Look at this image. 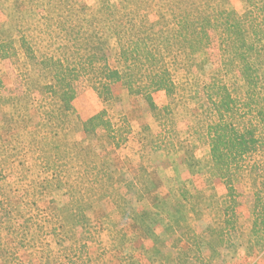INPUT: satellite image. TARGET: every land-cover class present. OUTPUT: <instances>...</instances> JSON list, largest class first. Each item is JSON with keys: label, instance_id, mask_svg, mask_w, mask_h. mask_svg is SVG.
Returning a JSON list of instances; mask_svg holds the SVG:
<instances>
[{"label": "trees", "instance_id": "16d2710c", "mask_svg": "<svg viewBox=\"0 0 264 264\" xmlns=\"http://www.w3.org/2000/svg\"><path fill=\"white\" fill-rule=\"evenodd\" d=\"M145 1L126 0L128 10L122 20L109 0H103L97 10L77 0L0 2L5 16L0 23L12 21L19 34L16 39L7 34L8 29L0 30V59L17 63L23 54L44 69L41 97L16 105L2 119L7 137L0 130V151L3 158L20 166L19 179L30 203H36V195L52 190H64L68 197L62 206H54L48 221L51 242L37 245L41 259L49 264L55 261L52 245L59 248L60 264H84L87 245L75 242L66 246L63 238L73 232L76 223L87 227L86 211L96 201L112 204L132 221L133 240L144 241L141 254L157 264L156 251L163 241L153 224L159 220L161 201L158 211L137 210L124 194V189L137 186L146 192L148 172L121 181L114 175L117 163L103 161L94 151L82 156V141L71 140L75 102L84 89L90 87L107 103L114 98L117 84L127 88L133 101L148 103L157 127L151 143L154 150L176 154L186 140L209 146L206 181L220 179L225 188L222 196L211 197L212 245L232 247L248 232L253 247L264 250V0H243V13L228 8L225 0H164L158 13L164 31L161 37ZM213 31L221 63L199 90L190 73ZM159 91L166 94L163 106L154 100ZM195 101H200L199 110L189 137L183 139L176 115ZM83 128L85 137L105 129L113 149L127 143L132 132L125 121L115 128L105 109L87 116ZM242 187L253 193L250 227L239 209ZM174 191L172 201H162L161 206L170 218L162 223L166 233L172 230V220L183 221L184 212L199 216L205 198L202 191L186 185ZM19 213L14 198L0 184V230L4 224L14 223ZM9 243L15 242L0 232L2 264H13L18 258ZM123 260L124 264H142L134 255Z\"/></svg>", "mask_w": 264, "mask_h": 264}, {"label": "rangeland", "instance_id": "374dc122", "mask_svg": "<svg viewBox=\"0 0 264 264\" xmlns=\"http://www.w3.org/2000/svg\"><path fill=\"white\" fill-rule=\"evenodd\" d=\"M2 0H0L1 2ZM87 5L91 10H97L103 0H77ZM118 20L128 10L126 0H109ZM230 9L243 13V0H225ZM9 4H11L9 2ZM145 5L156 32L161 37L164 34L158 22V13L164 5V0H146ZM35 18V15H31ZM10 19V18H9ZM0 22H5L4 12L0 9ZM12 21L4 25L0 23V30L8 29L7 34L16 39L18 32ZM113 43V40H112ZM113 46V45H112ZM19 62L13 59H0V130L7 137L2 119L11 115L16 105L33 102L42 95L44 69L40 64L25 59L21 54ZM220 50L218 37L215 31L210 32V38L202 52L196 58V65L190 73L203 90L209 82L211 74L220 66ZM154 100L159 106L167 102L166 94L159 91L154 94ZM200 101H195L187 109L176 115L179 132L183 139L189 137V129L195 121ZM77 112L73 121L75 133L72 141H82L84 150L81 155L96 152L103 161L117 163L114 173L119 180H131L137 173L148 172V190L145 192L140 186L135 189H124V194L137 210L158 211L157 203L161 201L158 219L153 226L161 236L162 247L156 251L157 264H264V250L255 249L251 236L247 232L242 240L232 247H214L211 243L209 225L214 220V208L211 197L222 196L225 193L223 182L220 179L206 181L207 165L211 161L210 149L207 145H199L192 140H186L184 147L176 154L164 150H154L152 141L155 140L156 124L144 100L133 101L127 88L121 84L114 87V98L101 102L90 87L75 102ZM102 109L107 110L109 118L115 128L123 121L131 129L127 143L119 149H113L108 132L99 128L94 136L83 135V121L87 116H93ZM142 161V162H141ZM143 163V166L142 164ZM142 166V167H141ZM20 166L3 158L0 151V184L4 191L14 198L20 213L14 223L4 224L0 230L4 238L14 240L9 243L17 252L18 258L13 264H49L41 259L37 252L40 247L51 242V231L48 221L52 220L54 206H62L68 200L66 191L52 190L34 197L36 203H30L31 197L23 191L19 179ZM159 173L160 177L154 174ZM155 177V178H154ZM181 185L197 188L205 198L200 206V215L192 211L184 212L183 221L172 220V230L166 233L163 224L170 221L167 211L161 209L162 201L170 203L174 191ZM242 196L239 198V209L244 215L245 225L253 223L254 198L250 188L242 187ZM88 225L82 228L76 223L73 232L63 238L66 246L75 242L86 244L88 252L83 258L84 264H124V257L136 256L142 264H153L141 254L142 240L134 241L132 221L125 219L119 210L108 202L96 201L92 208L86 211ZM28 217L32 222H28ZM163 223V224H162ZM162 225V226H161ZM245 234V233H244ZM23 242V247L18 242ZM6 245V244H4ZM7 246V245H6ZM150 246V242H147ZM161 246V245H160ZM51 251L55 261L50 264H60L57 260L59 248L52 245ZM0 264L2 259L0 256ZM65 264H69L68 261Z\"/></svg>", "mask_w": 264, "mask_h": 264}]
</instances>
